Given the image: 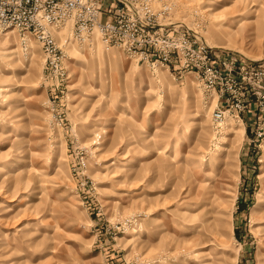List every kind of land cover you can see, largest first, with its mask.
I'll use <instances>...</instances> for the list:
<instances>
[{"label": "rangeland", "instance_id": "obj_1", "mask_svg": "<svg viewBox=\"0 0 264 264\" xmlns=\"http://www.w3.org/2000/svg\"><path fill=\"white\" fill-rule=\"evenodd\" d=\"M150 20L264 65V0H144ZM0 31V264H264V134L208 117L190 72L95 39ZM246 159L239 165L241 155Z\"/></svg>", "mask_w": 264, "mask_h": 264}, {"label": "built area", "instance_id": "obj_2", "mask_svg": "<svg viewBox=\"0 0 264 264\" xmlns=\"http://www.w3.org/2000/svg\"><path fill=\"white\" fill-rule=\"evenodd\" d=\"M143 1L0 0V31L11 29L19 43L29 36L40 61L51 69L57 67L59 50L49 32L63 27L62 43L93 38L141 63L168 66L175 74L190 72L212 93L209 119L217 120L222 112L238 115L248 105L245 131L258 141L264 134V65L205 45L180 26L154 23Z\"/></svg>", "mask_w": 264, "mask_h": 264}, {"label": "crops", "instance_id": "obj_3", "mask_svg": "<svg viewBox=\"0 0 264 264\" xmlns=\"http://www.w3.org/2000/svg\"><path fill=\"white\" fill-rule=\"evenodd\" d=\"M244 159H246V157L244 156V154H242L239 160V165H241V167H243L244 165V162H243Z\"/></svg>", "mask_w": 264, "mask_h": 264}, {"label": "bare ground", "instance_id": "obj_4", "mask_svg": "<svg viewBox=\"0 0 264 264\" xmlns=\"http://www.w3.org/2000/svg\"><path fill=\"white\" fill-rule=\"evenodd\" d=\"M211 101H212V99L210 98V99H209V102H211Z\"/></svg>", "mask_w": 264, "mask_h": 264}]
</instances>
